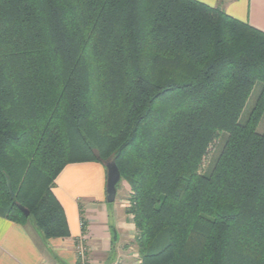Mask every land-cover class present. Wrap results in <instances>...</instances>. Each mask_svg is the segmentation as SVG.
<instances>
[{"label": "trees", "instance_id": "trees-1", "mask_svg": "<svg viewBox=\"0 0 264 264\" xmlns=\"http://www.w3.org/2000/svg\"><path fill=\"white\" fill-rule=\"evenodd\" d=\"M263 114L264 34L219 8L0 0V217L44 240L69 236L62 170L114 161L139 264H264Z\"/></svg>", "mask_w": 264, "mask_h": 264}, {"label": "crops", "instance_id": "crops-1", "mask_svg": "<svg viewBox=\"0 0 264 264\" xmlns=\"http://www.w3.org/2000/svg\"><path fill=\"white\" fill-rule=\"evenodd\" d=\"M195 1L264 34V0ZM105 182L104 166L94 162L68 165L58 175L52 192L64 211L66 239L44 240L30 221L0 217V264H80L79 244L87 251L85 264H139L131 217L106 203Z\"/></svg>", "mask_w": 264, "mask_h": 264}, {"label": "rangeland", "instance_id": "rangeland-1", "mask_svg": "<svg viewBox=\"0 0 264 264\" xmlns=\"http://www.w3.org/2000/svg\"><path fill=\"white\" fill-rule=\"evenodd\" d=\"M260 90H261V86L260 84H256L247 101H246V104L239 116V119H238V123L240 125H244L251 110L253 109V107L255 106V103H256V100L260 94ZM264 130V114L258 124V127H257V131L259 133L263 132ZM221 135L218 136L217 140L215 141V144L212 148V151L211 153L209 154L208 156V159L207 161L205 162V166L203 168V172H205L206 174H209V172L211 171L214 163H215V160L217 158V155L220 151V148L222 146V143H223V140L224 138L223 137H220ZM72 165V164H70ZM131 193V189L130 187L124 182V181H120L119 182V185H118V188H117V193H116V197H115V201L112 203V204H109L112 208H115V209H118L121 211L120 207L122 206V208H126L129 206V202H128V198H129V195ZM121 214L123 215V213L121 212ZM133 250H134V253L137 254V251H136V246L135 244L133 243ZM85 247V246H84ZM127 249V248H126ZM87 252V251H86ZM133 252V251H132ZM81 264V263H80Z\"/></svg>", "mask_w": 264, "mask_h": 264}, {"label": "water", "instance_id": "water-1", "mask_svg": "<svg viewBox=\"0 0 264 264\" xmlns=\"http://www.w3.org/2000/svg\"><path fill=\"white\" fill-rule=\"evenodd\" d=\"M104 169L106 173V182H105V201L107 204H112L115 201L117 188L120 182V174L115 166L114 161H107L104 163ZM7 190L10 198H13V192L10 186V183L7 182ZM18 209L24 214L25 217L29 216V212L18 206Z\"/></svg>", "mask_w": 264, "mask_h": 264}, {"label": "built area", "instance_id": "built-area-1", "mask_svg": "<svg viewBox=\"0 0 264 264\" xmlns=\"http://www.w3.org/2000/svg\"><path fill=\"white\" fill-rule=\"evenodd\" d=\"M76 253H77V257L79 258L81 264H85L86 248L84 247V245L82 244L77 245Z\"/></svg>", "mask_w": 264, "mask_h": 264}]
</instances>
